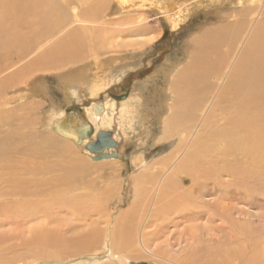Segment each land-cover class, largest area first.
I'll use <instances>...</instances> for the list:
<instances>
[{"label":"bare ground","instance_id":"6f19581e","mask_svg":"<svg viewBox=\"0 0 264 264\" xmlns=\"http://www.w3.org/2000/svg\"><path fill=\"white\" fill-rule=\"evenodd\" d=\"M226 1L232 9L219 22L114 98L108 90L155 42L115 43L120 30L108 26L140 17L105 21L107 0L81 13L59 0H0V264H264V0ZM152 3L180 25L176 0ZM74 100L81 110H68ZM147 127L163 149L178 139L160 169L123 144L127 129ZM100 132L117 145L96 160L89 144ZM82 152L130 172L102 226L75 208L54 211L87 169ZM136 161L141 170L128 177ZM132 187L135 200L120 210ZM175 210L196 230L164 254L154 247L158 221Z\"/></svg>","mask_w":264,"mask_h":264},{"label":"rangeland","instance_id":"374dc122","mask_svg":"<svg viewBox=\"0 0 264 264\" xmlns=\"http://www.w3.org/2000/svg\"><path fill=\"white\" fill-rule=\"evenodd\" d=\"M59 1L62 3V5L70 6L71 12L73 10V7H75V9H77V12L81 13L98 0ZM112 1L107 0L108 6L109 3L111 5L109 6L110 8H107V11H105L104 13L105 21L109 22L110 20H113L115 18L119 19L121 17H124L123 19H125L128 16H137V18L140 17L141 19H138V21L136 22L137 24L134 22V24L136 25L129 22V19H127L128 21H125L126 23L122 24L124 27L121 24L118 25L112 23V25L111 23H108L109 28L120 30L119 32L121 38H118L115 43H131L134 44V47L138 48L142 46L144 42L152 39L153 37L155 39H153L155 45L143 57V64L140 69L137 68L136 70L130 72L125 76L124 80L121 83L112 86V88L108 90V92H111L110 94L114 98H122V96H126L127 94H129L128 96H130V91L133 83L137 79H143L144 77H146V75L150 73V71L152 72L157 65H159L166 59L168 54H170L174 50L177 44L181 43V40L191 38L193 35L200 32L207 26L212 25L214 22H219L220 20H218L217 17L227 15L228 11L232 9V6H230V4L226 0H198L197 2L196 0H176L179 3V6H181V12L179 22L180 25L177 28H174L172 27L173 25L171 23L172 9H170V7L165 8V6H163L164 9L160 10L156 5H153V0H124L123 8L125 10L118 13L119 15H116L111 14L112 12L114 13L115 7L114 0ZM218 13L219 15L217 16ZM104 17H102V20H104ZM116 25H118V28L116 27ZM131 25H133V28H131ZM77 26L78 25L74 24V26L72 27ZM97 33L98 32H96L95 34ZM84 102L85 105H89L92 101L89 98H84L83 103ZM70 106L68 110L82 109V104L77 103L75 100ZM126 133L127 136H125L123 140L125 149L129 152L134 151L136 152L137 157L145 159L144 164H155V162L160 163L157 166V168L159 167L158 169H160L162 166L161 162H163L162 160L165 153H167L168 150H170L174 145L178 143V139L175 138L171 141L170 144L166 146V149H163L165 146L163 142H158L154 145L153 140L149 134L148 127L141 130L137 134L131 132V129H127ZM79 156L84 158V160L86 158L85 163L87 164V169L85 168V170L79 171L74 182V186L67 190V197H64L66 199L62 204L63 208L61 207L60 209L54 211L58 213L59 216L62 215L61 217H69L70 214L69 212H67L68 210L66 209V207L70 208L69 210H73V208H75L80 211L85 219L87 218V221L92 223L90 224L92 227L96 226V223H101V225L99 226H102V222L107 216L109 209L115 212L114 214L117 213L118 210H115V208L112 206V203L114 202L115 197H121V186H123L124 175L125 173L130 172L128 171L129 169L124 172L121 161H117V163H115L114 165H107L106 163L102 164L95 162L93 159H90L88 156L83 154V152L82 154L79 153ZM158 160L161 161L158 162ZM125 161H127V159H125ZM136 163V169H134L135 171L133 170V172L130 174V176L128 175V177H132L133 175L139 173V171L141 170L140 162L136 161ZM188 183V180H185V184L188 185ZM109 185H113V188L111 189V191H106V187ZM131 192V198L124 201V204L122 205V208L120 210H128L135 200L136 193L134 192V187H132ZM118 194L119 196H117ZM135 209H137V206L135 207ZM133 211L134 210L132 209V212ZM179 211L180 210H175L173 211V213L163 215L164 217L160 219L162 223L160 222V220L158 221L161 226L159 230L160 236L156 238L154 247H156L157 250L164 254L171 251L173 253L179 252L182 246L185 245L186 238L188 237V239H191V236L194 235V231L196 230L195 227H190L191 224L189 222L181 219V215H179L181 212ZM174 212H178V216H175L176 214ZM172 214H175L174 218ZM134 215H137L136 218L138 217V214ZM89 217L90 220L88 219ZM169 219L171 220L169 221ZM172 220L175 222H172ZM136 224L137 220L134 221V225ZM211 234L215 235L214 232ZM14 249H17L16 251L21 252V247H15L13 249L11 248V250ZM8 254L9 256H11L13 253L12 251H9ZM101 257L102 259L105 258L103 257V255H101Z\"/></svg>","mask_w":264,"mask_h":264},{"label":"water","instance_id":"95a60500","mask_svg":"<svg viewBox=\"0 0 264 264\" xmlns=\"http://www.w3.org/2000/svg\"><path fill=\"white\" fill-rule=\"evenodd\" d=\"M122 98H125V96H122ZM116 145L117 144L110 133L100 132L97 136V140L89 144V148L92 151L97 152L98 156L96 157V160H100L107 156V154L102 153L104 148Z\"/></svg>","mask_w":264,"mask_h":264}]
</instances>
